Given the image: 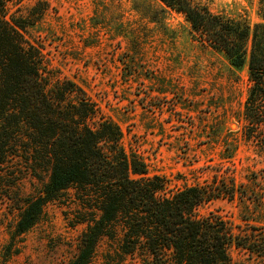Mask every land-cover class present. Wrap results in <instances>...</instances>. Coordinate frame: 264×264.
Wrapping results in <instances>:
<instances>
[{"label":"rangeland","instance_id":"374dc122","mask_svg":"<svg viewBox=\"0 0 264 264\" xmlns=\"http://www.w3.org/2000/svg\"><path fill=\"white\" fill-rule=\"evenodd\" d=\"M193 2L251 26L260 22V0ZM6 14L25 26L23 34L40 48L53 82L81 88L97 119L120 128L125 151L146 164L148 176L164 178L169 193L215 177L234 180V200L201 204L194 216H218L235 233H264V152L239 136L246 67L230 66L158 0H6ZM16 156L0 171V264H69L87 225L82 220L90 218L85 197L76 187L62 191L17 235L20 209L42 195L48 174L33 156ZM228 255L233 264H264V257L234 246ZM137 259L122 256L105 237L88 264H139Z\"/></svg>","mask_w":264,"mask_h":264},{"label":"trees","instance_id":"16d2710c","mask_svg":"<svg viewBox=\"0 0 264 264\" xmlns=\"http://www.w3.org/2000/svg\"><path fill=\"white\" fill-rule=\"evenodd\" d=\"M158 1L181 14L193 37L221 52L230 66L247 68L239 136L255 140L264 152V0L260 22L252 26L193 0ZM24 28L8 18L6 0H0V171L23 152L48 174L42 195L27 199L20 209L17 235L35 224L45 203L76 187L90 218L82 220L87 225L69 264H88L105 237L139 264H233L231 246L264 257V233H235L218 216L193 214L209 201L234 200L238 188L232 178L227 183L215 177L212 183L169 193L164 178L148 176L146 164L125 151L120 128L97 119L95 104L81 88L53 82L40 48L24 36ZM240 199H247L245 187Z\"/></svg>","mask_w":264,"mask_h":264}]
</instances>
